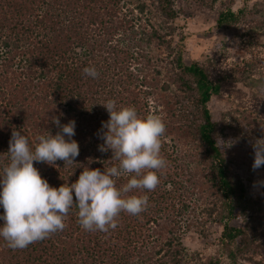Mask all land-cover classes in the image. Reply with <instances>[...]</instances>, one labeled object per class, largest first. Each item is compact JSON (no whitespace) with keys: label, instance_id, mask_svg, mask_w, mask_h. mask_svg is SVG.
<instances>
[{"label":"trees","instance_id":"1","mask_svg":"<svg viewBox=\"0 0 264 264\" xmlns=\"http://www.w3.org/2000/svg\"><path fill=\"white\" fill-rule=\"evenodd\" d=\"M250 1L234 9L236 0H0V175L12 132L34 147L38 136L59 131L54 117L75 121L80 151L75 164L34 162L50 186L76 182L84 167L118 165L98 149L108 100L141 117L163 116L168 162L154 191L135 193L149 197L139 216L121 213L116 229L86 231L73 207L63 231L25 249L0 237V264H264V184L260 196L250 194L260 173L264 181V167L252 170L251 147L264 138V120L257 105L243 103L264 94V57L224 67L210 52L183 59L195 15H212L214 34L229 38L244 25L264 30ZM92 66L95 79L83 72ZM187 233L212 240L191 259Z\"/></svg>","mask_w":264,"mask_h":264},{"label":"clouds","instance_id":"2","mask_svg":"<svg viewBox=\"0 0 264 264\" xmlns=\"http://www.w3.org/2000/svg\"><path fill=\"white\" fill-rule=\"evenodd\" d=\"M83 72L93 79L99 75L94 66L85 67ZM102 106L109 119L102 122L99 138L104 143L98 149L110 150L111 160L118 161V165L103 171L84 167L76 182L59 188L42 178L34 162L55 165L59 160L65 165L75 164L80 151L78 142L72 139L75 121L61 125L59 118L54 117L52 123L59 131L38 136L34 147L21 131L12 132L10 163L0 175V206L4 210L0 237L9 248L25 249L63 231L73 207L78 210V222L84 230L104 233L117 228L121 213L139 216L147 210L148 195L135 193L152 192L161 183L159 173L168 163L161 154L166 132L164 118L158 113L141 117L134 106L118 107L115 100ZM251 147L252 170L256 171L264 167V138L256 139ZM124 178L126 183L118 187L117 181Z\"/></svg>","mask_w":264,"mask_h":264},{"label":"rangeland","instance_id":"3","mask_svg":"<svg viewBox=\"0 0 264 264\" xmlns=\"http://www.w3.org/2000/svg\"><path fill=\"white\" fill-rule=\"evenodd\" d=\"M257 2L258 7L261 9L260 16L264 18V0H254ZM246 0H236V5L234 9H240L244 6ZM250 6L253 5V0L249 2ZM189 6V5H188ZM186 6V12H193L191 9L194 6L188 7ZM129 7L132 8V5L129 4ZM190 9V10H189ZM201 15H196L190 21L187 22V30L189 35L194 34V36H190V38L185 42V49L183 51V59L188 60L189 57L199 58L202 53L206 54L208 52L219 57L218 66L222 67L229 65L233 61H236L241 58H249L253 55L264 57V47L261 45L264 41V30L260 31L258 29H254V23L251 25H244L241 27L239 31V37L237 38H229L226 34L223 33H215V29L212 26V15H205L204 19L197 20ZM194 20V22H193ZM207 33H206V32ZM208 31L212 32L208 34ZM192 33V34H191ZM252 33V34H251ZM200 36L201 41H197L199 37H195V35ZM204 35V39L202 40V36ZM228 42V44L223 47L222 43ZM247 88V87H246ZM245 106H253L257 105L258 115L264 120V94H257V98L252 99L249 94L243 100ZM213 111L219 107L214 103ZM262 173L259 174V177L255 178V181L252 183L250 194L259 195L261 192V184L258 183L262 181ZM259 193V194H258ZM260 196V195H259ZM195 214L197 215L199 212V207H195ZM212 230L210 231L211 234ZM184 239V246L187 248L188 259H191V256H196L197 253L203 249V247L207 244L211 243V239L203 240L198 238L196 235H190L187 233ZM197 253H195V252ZM191 264H194V260L190 261Z\"/></svg>","mask_w":264,"mask_h":264}]
</instances>
